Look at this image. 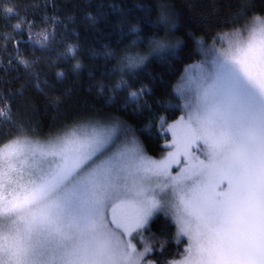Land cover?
<instances>
[{
  "label": "snow or ice",
  "instance_id": "6c2138e0",
  "mask_svg": "<svg viewBox=\"0 0 264 264\" xmlns=\"http://www.w3.org/2000/svg\"><path fill=\"white\" fill-rule=\"evenodd\" d=\"M221 41L176 84L183 114L160 125L172 137L161 159L123 122L92 118L32 146L26 169H11L27 174L22 190L6 194L0 170V211L26 215L30 264H151L137 240L159 212L187 238L180 264H264V20ZM145 59L125 51L121 71ZM16 153L5 145L0 159Z\"/></svg>",
  "mask_w": 264,
  "mask_h": 264
},
{
  "label": "trees",
  "instance_id": "16d2710c",
  "mask_svg": "<svg viewBox=\"0 0 264 264\" xmlns=\"http://www.w3.org/2000/svg\"><path fill=\"white\" fill-rule=\"evenodd\" d=\"M257 14L264 15V0H0V112L10 113L0 118V141L21 129L46 139L92 118L112 119L159 160L172 138L160 125L183 114L174 90L201 58L198 48ZM162 15L172 19L169 35ZM161 38L175 50L152 55V41ZM129 50L146 59L121 71ZM141 90L138 102L129 99V91ZM147 232L158 238L151 263L184 257L187 242L174 239L168 216L157 215Z\"/></svg>",
  "mask_w": 264,
  "mask_h": 264
},
{
  "label": "clouds",
  "instance_id": "9594fccd",
  "mask_svg": "<svg viewBox=\"0 0 264 264\" xmlns=\"http://www.w3.org/2000/svg\"><path fill=\"white\" fill-rule=\"evenodd\" d=\"M259 17L264 20V15H254L250 18L248 25ZM39 141L29 135L26 131L18 132L8 139L0 141V149L5 145L16 143L17 153L9 160L0 159V170L11 176V180H5V193H15L22 190L26 185L27 174L20 176L18 172L11 171L14 166L17 170L26 169L27 163L32 160V146ZM28 224L27 217L21 212L0 211V264H30L26 255L28 246Z\"/></svg>",
  "mask_w": 264,
  "mask_h": 264
},
{
  "label": "rangeland",
  "instance_id": "374dc122",
  "mask_svg": "<svg viewBox=\"0 0 264 264\" xmlns=\"http://www.w3.org/2000/svg\"><path fill=\"white\" fill-rule=\"evenodd\" d=\"M170 20H172V19H170L169 17L167 18V20H163V22H165L166 29L169 30V32L167 33V35H169V34L172 32V29H173L172 21H170ZM170 22H171V23H170ZM247 24H248V23H247ZM247 24L243 25L242 28L234 29V30H232L231 32L221 34V35L218 36V37H223V36H225V35H230V34H232L233 32H235V31H237V30H241V31H243V30L245 29V26H246ZM159 40H164V41L166 42L167 46H166L165 48L159 50V51H153V45L151 44L150 47H149V51H150V53H151L152 55H158V56H161V55H163V53H165L167 50H170L169 48H172L173 51L175 50L176 47H174V45H172V42L169 41L168 38H165V39L161 38V39H159ZM222 46H223V41H221V42H219V43H217V42L215 41L214 43H212V44H210V45H208V46H205V47H199L198 49H199V51L201 52V49H202V48H220V47H222ZM201 60H202V56H201V58L199 59V61L193 62L192 64L188 65V67H187L186 70H185L184 75L186 74V72H187L188 70H191L192 66L198 65V64L201 62ZM179 118H180V117H179ZM173 122H175V121H173ZM173 122H171V123H173ZM171 123H169V124H171ZM35 138H36V137H35ZM36 139L39 140V141H46V140L49 139V138H46V139L36 138ZM169 142H170V141H169ZM171 143H172V138H171ZM147 156H148L149 158H151L149 155H147ZM151 159H153V158H151ZM154 160H157V159H154ZM161 213L164 214L163 212H159V213H157V214H156V215L150 220L149 224H148L144 229H142V232H143V238H142V239H141V238H138V240H137V246H138V248H139L140 250H143V248H144V246H145L146 243H147L148 245H150V247H151V249H152L154 243L158 240V238H157L155 235L148 233L147 230H148V228H149L150 223L152 222V220H153L157 215H159V214H161ZM170 220H171V219H170ZM171 221H172V220H171ZM172 222H173V221H172ZM173 224H174V222H173ZM174 232H175V238H174V239H175L177 242H180V241L187 242V238H186V237H180V236H178L177 228H176L175 224H174ZM188 246H189V245H188V242H187V247H186V249L188 248ZM185 251H186V250H185ZM150 253H151V251L148 253V255H149ZM182 259H183V258H182ZM182 259H180V260H176V261H174L173 263H169V264H180V262H181ZM151 264H153V263H151Z\"/></svg>",
  "mask_w": 264,
  "mask_h": 264
}]
</instances>
